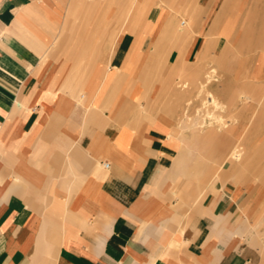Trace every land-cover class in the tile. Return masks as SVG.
<instances>
[{
    "label": "crops",
    "instance_id": "0c3cea01",
    "mask_svg": "<svg viewBox=\"0 0 264 264\" xmlns=\"http://www.w3.org/2000/svg\"><path fill=\"white\" fill-rule=\"evenodd\" d=\"M222 2L0 0V264H264V103L244 140L258 181L188 176L177 125L176 84L232 38L213 35ZM191 137L224 170L234 131Z\"/></svg>",
    "mask_w": 264,
    "mask_h": 264
},
{
    "label": "rangeland",
    "instance_id": "374dc122",
    "mask_svg": "<svg viewBox=\"0 0 264 264\" xmlns=\"http://www.w3.org/2000/svg\"><path fill=\"white\" fill-rule=\"evenodd\" d=\"M257 1L223 0L220 12L224 11L228 16L224 17V22L218 26L220 31L214 32L213 35L217 38L220 34L225 33L223 35H227L231 30H234L231 33L232 38L227 41L224 52L219 60L204 64L201 78L199 77L194 83L188 80H180L176 84L178 90L182 89V91L186 92L185 104L181 108L180 119L177 125H179L181 131H186L188 134V150L190 149V151L187 158H192V166L194 164L199 166V168H189L188 172L190 173H188V176H202L204 182H207L209 175H212L214 172L216 174L218 172L217 176L219 178L223 177V181H231L235 180V178L240 181L244 176L259 180V170L256 168L258 153H246L244 151L245 133L253 132L256 118H258L260 108L262 107V104L259 106L257 102L261 101V103H264L262 102L264 101V88H256L248 72L250 65L255 62L260 49H264V0ZM217 3L219 4V2ZM194 11H196L199 18L202 17V20L205 18V23H208L210 16L216 11V7L210 11L200 8L193 9ZM222 31L224 32L221 33ZM207 91L212 92L221 104L217 107L214 105L204 107L203 101L206 98ZM238 95L249 96L246 104L242 105L240 103L241 99H239ZM207 116L211 118L209 119ZM254 117L255 120H253ZM211 120L215 121V123ZM204 122H211V125L215 124V126L212 125L213 127L218 126L216 125L217 123L220 125L222 122V127L225 125L223 128H228L229 131L233 129L231 132L234 131V142L231 147L235 143L239 144L238 149L241 151L240 159L235 160L234 156H228L230 147L220 161V165L225 162L224 170L219 169L218 163H210V158L206 156L210 144L204 143V140H202V144L190 141V138L193 139L191 134L199 132L200 128L198 126L201 123L205 124ZM201 129L204 130V128ZM199 154H202V158L198 156ZM209 163L210 165L213 164L212 168L207 167ZM228 163L230 165L233 164L232 166L234 167H232V173L229 170L227 174ZM205 185L203 184L202 186L204 189L203 195L209 190ZM257 202L254 203V206ZM250 219L251 226L249 228L253 239L252 244L264 255V214L259 217L253 216Z\"/></svg>",
    "mask_w": 264,
    "mask_h": 264
},
{
    "label": "bare ground",
    "instance_id": "6f19581e",
    "mask_svg": "<svg viewBox=\"0 0 264 264\" xmlns=\"http://www.w3.org/2000/svg\"><path fill=\"white\" fill-rule=\"evenodd\" d=\"M251 1V0H250ZM257 1V0H256ZM259 1V0H258ZM257 1V2H258ZM241 4V3H240ZM260 4V3H259ZM255 8V7H254ZM250 10V9H249ZM260 10V9H259ZM250 12V11H249ZM241 13H242V11H241ZM170 16V15H169ZM219 16V17H218ZM218 16H217V22H219V25L220 24H222L223 22H224V20H225V18L224 17H227L228 16V14H225V12L224 11H222V12H220L219 14H218ZM252 16V15H251ZM241 17V16H240ZM231 18V17H230ZM243 18V17H242ZM224 19V20H223ZM167 21H169V20H167ZM167 23V22H166ZM165 23V24H166ZM167 25V24H166ZM221 27V26H220ZM226 27V26H225ZM224 27V28H225ZM224 31H222L221 33H223ZM210 33V32H209ZM212 33V32H211ZM210 33V34H211ZM209 34V35H210ZM223 34H225V33H223ZM206 36V35H205ZM213 36V35H212ZM219 37V36H218ZM204 53V52H203ZM207 59V58H206ZM209 59V58H208ZM207 59V60H208ZM261 60H264V56H261ZM214 70V69H213ZM198 77V76H197ZM208 77V76H207ZM201 78V77H200ZM203 79V78H202ZM196 80H198V79H196ZM208 82H209V79H208ZM200 83V82H199ZM207 83V82H206ZM205 83V84H206ZM196 84V83H195ZM204 87H205V85H204ZM203 87V88H204ZM194 88H195V86H194ZM202 88V87H201ZM193 90V89H192ZM191 90V91H192ZM196 90H197V88H196ZM194 91V90H193ZM196 94V93H195ZM233 94V93H232ZM235 96V95H234ZM204 97V96H203ZM238 97H239V99H241V102L240 103H242V105H244V104H246V101H247V99H249V96L247 95V96H240V95H238ZM237 97V98H238ZM186 98V97H185ZM243 98V99H242ZM204 99V98H203ZM232 99V98H231ZM219 104H221V103H219V101H217V99L215 98V96H214V94L212 93V92H210V91H207L206 92V98L204 99V101H203V105H204V107H208L209 105H214V106H218ZM227 104V103H226ZM250 104V103H249ZM257 104L260 106L261 105V102H257ZM252 105V104H251ZM258 107V106H257ZM248 108L250 109V107L248 106ZM247 108V109H248ZM210 116V115H209ZM208 117V116H207ZM209 118V117H208ZM211 118V117H210ZM209 118V119H210ZM213 118V117H212ZM208 121V120H207ZM212 121V120H211ZM217 121V120H216ZM213 122V121H212ZM218 122V121H217ZM205 123V122H204ZM211 122H207V123H205V124H200L199 126H198V128H200V130H199V132H196V133H193V137H195V136H200L201 134L204 136V137H211V135L212 134H216V133H225V134H228V133H230L233 129H231L230 131H229V129L227 128H223V127H225V125L222 127V122L220 123V125H219V123H217L216 125H218V126H216V127H213V126H215V124H210ZM213 123H215V121L213 122ZM258 126V125H257ZM234 127V126H233ZM201 128H204V130L203 129H201ZM194 129V128H193ZM198 130H196V131H198ZM238 143H235L234 145H233V147H231V149H230V151L228 152V156H234V159L235 160H239L240 159V154H241V151H239V149H238ZM232 158V157H231ZM233 159V158H232ZM221 168V167H220Z\"/></svg>",
    "mask_w": 264,
    "mask_h": 264
},
{
    "label": "built area",
    "instance_id": "2783aa9c",
    "mask_svg": "<svg viewBox=\"0 0 264 264\" xmlns=\"http://www.w3.org/2000/svg\"><path fill=\"white\" fill-rule=\"evenodd\" d=\"M181 23H183V21ZM103 166L104 167H107L108 166V163H103Z\"/></svg>",
    "mask_w": 264,
    "mask_h": 264
}]
</instances>
